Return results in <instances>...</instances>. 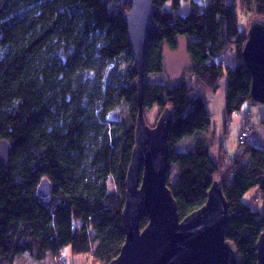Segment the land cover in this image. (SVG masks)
Returning a JSON list of instances; mask_svg holds the SVG:
<instances>
[{"label":"trees","instance_id":"trees-1","mask_svg":"<svg viewBox=\"0 0 264 264\" xmlns=\"http://www.w3.org/2000/svg\"><path fill=\"white\" fill-rule=\"evenodd\" d=\"M238 1L191 2L189 13L178 16L180 0H151L157 30L146 45L145 75L162 73L163 48L174 51L178 37H186L193 79L192 86L172 87L146 80L142 106L173 112L168 161L178 174L167 186L180 220L204 206L219 178L229 206L226 240L240 264H257L255 245L264 233V149L239 145L235 156H226L227 169L204 142L188 152L173 149L210 128L202 94L214 93L223 78L228 119L252 103L250 73L241 60L247 30L240 29V14L249 22L264 19V0ZM129 10L118 0H0V139L10 146L8 169L0 164V264H14L25 254L43 262L67 247L100 264L119 255L138 114L136 67L123 22ZM232 47L234 68L221 64ZM121 104L126 117L105 128ZM43 179L51 184L46 199L37 195ZM109 181L115 191L108 190ZM251 191L260 195V210L244 201Z\"/></svg>","mask_w":264,"mask_h":264},{"label":"water","instance_id":"water-1","mask_svg":"<svg viewBox=\"0 0 264 264\" xmlns=\"http://www.w3.org/2000/svg\"><path fill=\"white\" fill-rule=\"evenodd\" d=\"M128 3L123 14L128 43L137 74L138 114L134 127V147L125 176V201L122 210L124 244L110 264H240L233 245L226 240L228 203L222 183L214 179L204 206L180 220L177 204L167 186L169 170L168 135L173 112L165 108L154 127L144 118L142 94L145 83V55L149 38L157 28L151 0H118ZM241 60L251 77L249 99L264 105V19L249 23ZM10 146L0 139V164L8 169ZM51 193L47 179L37 187L39 198ZM147 218L141 228L140 221ZM257 264H264V233L255 245Z\"/></svg>","mask_w":264,"mask_h":264},{"label":"rangeland","instance_id":"rangeland-1","mask_svg":"<svg viewBox=\"0 0 264 264\" xmlns=\"http://www.w3.org/2000/svg\"><path fill=\"white\" fill-rule=\"evenodd\" d=\"M209 0H180L181 5L176 11L178 16H186L191 8V2L199 5H206ZM228 5L238 6L240 2L238 0H226ZM169 8V5L167 6ZM240 14L241 19V31L248 30L249 28V16ZM191 40V39H190ZM189 41L186 37H178L177 49L172 51L167 47L163 48V63L164 69L162 73L154 75H145V81L147 80L151 84L163 83L170 87L176 85L192 86L193 79L191 75L192 63L186 52V44ZM223 66H229L234 68L238 57L234 47H232L228 53L222 57ZM123 64L120 66V70L125 69ZM227 88V80L223 78L217 90L214 93L202 94V98L205 101L206 108L210 114L211 125L208 130L196 133L192 136L185 137L179 143L174 145L173 149L176 152H188L194 149L197 142H204L209 145V154L214 161L222 159L224 168H228L231 165L229 158H232L237 154L239 147L238 136L243 129L249 128V137L246 141L251 146L264 149V105L256 103H246L241 110L232 114L228 119L225 109V94ZM163 112V109L154 106L150 109L144 110L145 122L149 127H154L159 116ZM126 106L121 104L111 112L108 117L109 124L104 126L105 128L116 127V122H119L123 117L127 115ZM248 118V119H247ZM246 125V127H245ZM227 156V157H226ZM223 157V158H221ZM168 181L173 182L178 174V168L175 164H172L168 170ZM219 179V178H216ZM220 180V179H219ZM221 181V180H220ZM116 187L109 181L108 190L115 191ZM254 197V198H253ZM245 202H249L253 210L261 209V199L259 193L251 191L244 199ZM14 264H100L93 261L92 255H73L69 247L65 248L58 256L48 255L43 262H36L31 259L27 254L17 258Z\"/></svg>","mask_w":264,"mask_h":264},{"label":"built area","instance_id":"built-area-1","mask_svg":"<svg viewBox=\"0 0 264 264\" xmlns=\"http://www.w3.org/2000/svg\"><path fill=\"white\" fill-rule=\"evenodd\" d=\"M247 138H248V130L244 129L239 135V145H244L246 143Z\"/></svg>","mask_w":264,"mask_h":264},{"label":"crops","instance_id":"crops-1","mask_svg":"<svg viewBox=\"0 0 264 264\" xmlns=\"http://www.w3.org/2000/svg\"><path fill=\"white\" fill-rule=\"evenodd\" d=\"M209 94V93H208Z\"/></svg>","mask_w":264,"mask_h":264}]
</instances>
